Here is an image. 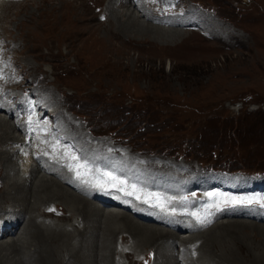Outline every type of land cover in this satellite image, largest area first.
<instances>
[{
	"label": "rangeland",
	"instance_id": "obj_1",
	"mask_svg": "<svg viewBox=\"0 0 264 264\" xmlns=\"http://www.w3.org/2000/svg\"><path fill=\"white\" fill-rule=\"evenodd\" d=\"M8 1L13 2L6 5L0 15V54L5 58L4 65L9 66V83L12 85L6 90L7 94L20 98L21 92L26 90L34 94L39 91L36 94L43 95L47 101L50 99L53 106L59 105L58 124L66 127L65 130L74 136L72 140L76 142L70 155L77 159L73 162L67 157V165L80 164L83 157L88 158L85 153L87 145L98 146L103 140V147L117 145V153H124V157L128 156L132 162L141 158L152 169L169 168L165 171L182 167L191 179L216 172L222 177L218 182L230 179L234 189L238 183L245 190L256 192L255 200L264 198V191L259 190L256 184L260 181L264 183V0H156L155 5L159 8L151 9L154 14L159 13L158 9L187 15H193L195 11L197 18L194 15L193 19L208 22L206 26L211 24L208 32H204V28L203 31L190 26L185 31L193 33L176 41H171L168 36H163L165 32L155 29L180 30V27L156 26L144 20L127 5L129 0L110 3L109 0ZM111 13L125 20L131 14L134 20L138 19V23L148 25L154 34L146 38L135 35L134 38L133 35L127 34V37L118 33L116 24L109 26ZM79 31L83 34L75 36ZM53 106L48 113L54 111ZM3 114L0 113L1 118L13 121V116L8 118ZM144 120L149 125L145 126L148 123H143ZM4 131L3 127L0 143L6 141L3 139L5 136L16 135L10 130ZM83 136L86 138L83 139ZM20 153L22 150L18 154L23 161L19 165L31 167L29 157ZM1 159L0 154V164ZM110 165V161L108 165H97L93 171L103 169L107 173L113 168L110 174L121 177L123 170ZM8 180L0 178V210H5L3 205L10 202L3 199ZM69 182L66 181L68 187H64L72 191ZM124 182L126 185L119 186L130 188V181L126 179ZM242 201H246V197ZM231 203L233 201L229 199L228 204ZM243 204L250 208V204ZM45 206H40V211L34 213L39 221H44L48 215V212H43ZM55 206L61 207L58 204ZM253 206L250 210L254 217L224 216L218 223L241 220L264 225L256 220L261 216L258 215L260 212L264 213V207L257 203ZM103 209L119 212L98 213L94 219L100 225L109 214L125 213L138 222L160 226L116 207ZM69 213L76 215L73 211ZM70 220H54L56 223L53 226L70 227ZM159 228L180 237L197 233L176 232L163 226ZM202 242L203 239H200L197 244ZM175 244L176 247L165 244L167 254L173 257L178 254L177 249L182 252V246ZM150 249L152 253L147 254ZM143 250L133 252L131 258L136 263L128 257V260L120 259L119 262L154 264L155 247ZM184 257L189 259L188 254Z\"/></svg>",
	"mask_w": 264,
	"mask_h": 264
},
{
	"label": "bare ground",
	"instance_id": "obj_2",
	"mask_svg": "<svg viewBox=\"0 0 264 264\" xmlns=\"http://www.w3.org/2000/svg\"><path fill=\"white\" fill-rule=\"evenodd\" d=\"M112 1L115 2L117 0H109V3ZM12 2L13 1L0 0V15H1V11L4 8H6V5ZM127 5L130 8H132L133 11H136L140 17L144 18V20L149 21L151 23H155L156 26L177 25V27H180L179 28L180 30H166L159 27L155 29L158 31L165 32L164 34L162 33L163 36L164 37L168 36L169 38H171V41H176L183 35L193 33L190 31H185V29H188V27L190 26H196L198 29L201 30H203L204 28L205 30V31L203 30L204 32L208 30V26L209 27L211 26V24H209L208 26L205 25L208 24V22L202 23L197 21L196 20L197 13L195 11L193 12V15H189V14L187 15L185 13L184 14L176 13V11L173 13L174 10H170L167 12V11H159L158 9L159 13L154 14L153 10L151 9L157 7V5L155 4L146 5L144 0H139L137 6H134L133 2L129 0ZM56 8L58 9V7ZM100 10L101 8H99V11ZM170 12L171 14H169ZM109 15H110L109 26L116 24L115 25L116 32L118 33H123L124 35L128 34L129 36L133 35L134 38L135 35L146 38V36L150 35L153 31L148 27V25L147 26L145 24L142 25L140 24V21L138 23L137 22L138 19L134 20L133 16L132 17L130 16L131 14L126 20L117 18L116 16L113 15V13ZM194 15L196 17V18L194 17L195 19L192 18V16ZM66 17L67 15L65 16V18ZM109 18L107 17V20ZM205 19L206 18H204L203 20ZM209 20L212 21L210 18ZM49 22L51 21L49 20ZM74 24L77 25V23ZM166 32H169L172 35H169ZM81 34L83 33L79 31L77 34H75V36L78 37ZM128 35L127 37H129ZM206 37L209 36L207 35ZM260 38L262 39L263 37ZM52 85L54 87V84ZM11 86H12L11 83L6 82L2 76V73L0 72V90H1L0 113L2 114L4 113L3 116L8 118L12 116L10 115L11 113L7 112L8 105L7 104L3 105L4 101L2 97V92H6V88L8 89V87ZM9 98L10 95H5V100ZM49 98H51V95ZM52 98L54 99L55 97ZM47 103L53 106L50 99L47 101ZM58 106L57 107L53 106L54 107L53 113L55 114V116L60 115ZM3 127L5 128L4 132L10 130V132L15 133L16 135L13 137L11 135L5 136L3 139H5L6 141L4 142L1 141L2 143H0V146L2 147L0 148V154L2 155L1 164H0V175H1L0 178H5V180L6 179L8 180L12 177L10 181L8 180L9 183L7 187L4 188L3 190V199H5V201L6 199H8L10 202L3 205V208H5V210H0V221H1L0 264H122L123 262H119L121 261L120 259L128 260L127 257L130 259V261L136 263V261L132 260L131 258V256H134L133 252L136 253L137 250L140 249L143 250L147 247L149 248V246L151 248L155 247L154 250L155 254H153L154 264H180V263L192 264L191 262H195V261H196L195 264L197 263L199 264H264V225L258 222L256 223L252 221H241V220H231V221L218 223L219 220L217 221L216 218L219 217L220 215L233 218L235 216H243V214L246 213V212H240L239 210H244V211L249 210L247 208L245 209L239 208L241 207V205L237 204L235 208L234 206L230 208L231 210H233V212L224 213L222 207L226 205L227 201L226 198L222 196L219 192L213 191V193L216 194V196L218 197L219 203H214V202L207 203L204 201H200L188 206L191 209L199 210L201 212V214H198L200 217H207V219L211 221V223H207L206 225L202 226L201 224H199L194 216L190 217L193 220V222L186 221L184 218L187 217V214L182 211H180V213L176 215L163 211L162 216L165 219H167V221H170L171 226L175 227V228H171V230H174L176 232H180V231L189 232V233L197 232L196 234L193 235H185L184 237H180L176 233L170 232L169 230L166 229L159 228L162 224H160L159 227L151 226L149 224L147 225L142 222H138L137 220H135V218L123 212H120L123 213L120 215L109 214L105 216L103 224L100 225L98 223V220L94 219L95 217L97 218V215H99L98 213L106 214L109 212H119V211L113 209L104 210L103 207H105V205L109 206L110 202H101L102 206L99 205L101 207L100 208L95 201L90 199L89 196L93 192H97L98 195H100V197L102 198H106V199L110 197L114 198L115 196L114 192H112V190H107L103 188H99V189L91 188L87 184L81 185L76 192L69 191L68 189H66L68 187L66 181L71 182V177L64 167L58 165L59 167L58 169L55 163L52 164L53 166L52 168L58 170V172L56 171V173H58L60 177L54 176V174L51 175L45 173L42 170L41 166L38 164V162L36 160L31 159L32 154L29 151H27L28 149L22 146L24 140L22 134L19 131L18 126L13 121L8 122L4 118L0 117V131L3 129ZM42 130L44 131V129ZM85 138L86 136H83V139ZM100 141L103 142V140ZM102 142H100V144L98 143L99 147L97 148V150H101L105 155H110L107 152H105L102 148H100L104 146V143ZM43 146H44L43 149H40L41 157L43 159H46V155L52 156L53 150L50 147L49 143L45 142ZM21 149H23L22 154L24 153L30 156L29 160L31 159V167L27 166L26 168L25 167L23 168V165L22 166L19 165L20 161H23L22 157L18 154L19 150ZM38 152L39 151H35L34 154H37ZM127 162L128 161L126 160L119 161V163L123 166L126 165ZM99 163L100 164L109 163V161L107 158H103L99 160ZM151 165L153 166L154 164L151 163ZM112 169L113 168H111V170ZM164 169H169V168H164ZM100 171L102 173H105L103 169H100ZM185 173L186 171L182 167H180L179 172H174L171 170L166 171L163 174V179L167 185L171 183L185 185L184 182L188 180ZM196 179H197L196 181H198V179L211 181L210 178L199 177ZM64 186H66V188ZM164 187L167 186L164 184ZM63 188L67 190V192H64L65 190H63ZM56 204H58L61 207L55 206ZM42 205H46L43 212L44 213L48 212V215L44 221L42 220L39 221L34 216V213L36 211H40L39 208ZM209 205H219L220 210L217 211L216 207L210 208L208 207ZM168 208H172V207L168 206ZM49 209H54L55 211H49ZM72 211L76 213V215L69 213ZM2 212H5L6 214H2ZM151 212L152 214L159 216V214L156 211H151ZM260 215L261 216L257 217L256 220L264 223V216L262 215V213ZM65 218L71 219L69 225L70 227L58 226L59 224L53 226L55 225L54 223H56L54 220L59 221V219H65ZM46 222H49L50 224L45 225L47 224ZM5 227H10V229L7 230ZM166 228L170 229V227L168 226ZM6 239L8 240L10 239V241L8 242L4 241ZM200 239H203V242L202 244L198 245L197 243ZM175 243H178L180 247L182 246L181 249L182 252H179V249H177L178 254H176V256L174 255L173 257L167 254L166 252L167 248L165 246L173 245L176 247L177 245ZM120 247L122 249H118ZM192 251H195L194 256L192 255L193 257L191 256ZM146 252L147 254H149L152 253V250L150 249ZM140 253L141 252H139V254ZM186 254L189 255V259H186V257H184ZM135 256L138 255L136 254ZM65 261L67 262L65 263Z\"/></svg>",
	"mask_w": 264,
	"mask_h": 264
},
{
	"label": "snow or ice",
	"instance_id": "obj_3",
	"mask_svg": "<svg viewBox=\"0 0 264 264\" xmlns=\"http://www.w3.org/2000/svg\"><path fill=\"white\" fill-rule=\"evenodd\" d=\"M56 151V147L53 146V152ZM65 155L68 156V158L72 161H75L77 158L74 156V155H70L69 153H67V151H65ZM69 167V170H77L76 171V174L78 177H80L82 175V173L78 170L80 168H82L83 166L82 165H79V164H76V165H73V164H69L68 165ZM104 176H108V180L109 182H114L115 184H119V185H123L125 182L122 181V180H118L116 177H113V176H110L108 173H104L103 174ZM85 183H87L88 181H84ZM99 187L103 188V185L100 184L98 185ZM119 190H123V189H119ZM135 192V188H133V191L132 192H125V195H133V193ZM155 199H159L158 197H156ZM145 203H147L148 201L145 200L144 201ZM257 203V204H260L261 207H264V202H261L260 200H253V199H248L246 201H235V203H246V204H252V203ZM208 207H216L217 211L220 210L219 208V205H209ZM49 211H55L54 209H49ZM173 211H175L173 209ZM192 215L197 219V222L199 224H201L202 226L203 225H206L207 223H211L210 220L207 219V217H200L199 215H197L196 213H192Z\"/></svg>",
	"mask_w": 264,
	"mask_h": 264
},
{
	"label": "trees",
	"instance_id": "obj_4",
	"mask_svg": "<svg viewBox=\"0 0 264 264\" xmlns=\"http://www.w3.org/2000/svg\"><path fill=\"white\" fill-rule=\"evenodd\" d=\"M128 111H130V110H128ZM143 116H145V117H146V116H147V114H146V113H144V114H143ZM143 123H148V122H145V120H144V121H143ZM151 124H152V123H151ZM146 125H149V123H148V124H145V126H146ZM144 130H146V129H144Z\"/></svg>",
	"mask_w": 264,
	"mask_h": 264
}]
</instances>
